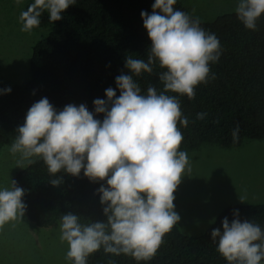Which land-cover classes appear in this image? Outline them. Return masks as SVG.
Returning a JSON list of instances; mask_svg holds the SVG:
<instances>
[{
	"label": "clouds",
	"instance_id": "obj_1",
	"mask_svg": "<svg viewBox=\"0 0 264 264\" xmlns=\"http://www.w3.org/2000/svg\"><path fill=\"white\" fill-rule=\"evenodd\" d=\"M75 2L34 0L19 15L21 31L39 27L44 11L50 21L61 20ZM175 4L176 0H155L151 14L141 12L151 40L147 62L127 56L125 66L131 75L116 77L119 96L114 89H106L107 100L93 101L95 115L85 104H69L57 112L42 98L30 107L10 146L14 156L20 155L21 168L40 157L53 175L64 170L79 176L83 169L92 181L106 180L108 187L98 190L106 222L82 225L77 215H62L60 239L68 243L66 259L74 264H87V258L101 247L106 253L148 261L181 219L174 210V193L191 168L187 152L180 150L184 137L178 123L187 127L189 120L182 116L178 98L167 93L193 99L196 86L209 77V62L219 61L221 45L214 33L200 26L198 17L192 19L174 9ZM235 11L247 29L255 30L264 14V0H239ZM157 62L166 69L159 73L163 90L149 86L147 94H142L134 76L152 73ZM3 91L8 94L11 88ZM99 114L104 116L102 121L96 118ZM206 115L197 113V119ZM239 132L236 125L233 142L238 141ZM50 182L59 185L61 180ZM23 196L24 190L14 180L11 189L0 190V228L23 217ZM234 215L237 218L231 223L223 219V232L219 228L211 232L218 252L229 264H261L264 231L253 222H241L238 210Z\"/></svg>",
	"mask_w": 264,
	"mask_h": 264
},
{
	"label": "trees",
	"instance_id": "obj_2",
	"mask_svg": "<svg viewBox=\"0 0 264 264\" xmlns=\"http://www.w3.org/2000/svg\"><path fill=\"white\" fill-rule=\"evenodd\" d=\"M32 3L34 0L24 10ZM154 3L155 0H76L55 22L44 11L41 24L34 29L50 31L34 47L30 81L20 86L0 85V151L15 140L28 110L42 98L46 97L57 112L69 104H85L95 115L93 101L107 100L106 89H114L119 96L116 77L122 73L131 75L125 66L127 56L147 62L151 40L141 12L151 14ZM174 9L189 15L180 0H176ZM256 24L255 30L247 29L237 13L222 15L211 23L201 22L206 32L219 39L221 55L219 61L209 62V77L196 86L193 99L167 93L178 98L182 116L189 120L187 127L178 123L184 137L181 151H194L206 143L236 149L246 140H264V14ZM165 70L157 62L152 73L134 76L141 93L147 94L149 86L158 92L163 90L159 73ZM9 87L11 92L5 94L3 90ZM201 112L207 113L203 120L197 119ZM96 118L102 121L104 116ZM236 125L240 127L239 139L233 142ZM58 178L59 185L50 182ZM14 181L24 190L22 202L27 218L40 228L61 224L62 215L68 213L77 215L82 225L107 221L98 192L101 186L108 187L107 182L90 180L83 169L79 176L64 170L53 175L41 158L18 172ZM236 210L241 222H253L264 231V204L233 205L201 236L184 235L176 224L148 261L106 253L101 247L87 258V264H229L218 252V242L212 241L211 232L215 228L223 232V219L227 217L231 223L237 218Z\"/></svg>",
	"mask_w": 264,
	"mask_h": 264
},
{
	"label": "rangeland",
	"instance_id": "obj_3",
	"mask_svg": "<svg viewBox=\"0 0 264 264\" xmlns=\"http://www.w3.org/2000/svg\"><path fill=\"white\" fill-rule=\"evenodd\" d=\"M31 1L0 0V85L20 86L30 81L34 47L49 34L50 28L21 31L18 18ZM180 2L193 19L211 23L236 13L239 0ZM13 141L0 151V190L11 189L16 174L29 166L17 164L20 155L9 150ZM185 152L191 171H185L174 193V210L181 217L184 235H203L230 206L264 204V140H246L236 149L206 143ZM60 235V223L43 229L24 214L0 228V264H71L66 259L69 245Z\"/></svg>",
	"mask_w": 264,
	"mask_h": 264
},
{
	"label": "crops",
	"instance_id": "obj_4",
	"mask_svg": "<svg viewBox=\"0 0 264 264\" xmlns=\"http://www.w3.org/2000/svg\"><path fill=\"white\" fill-rule=\"evenodd\" d=\"M177 226L179 227V229H180V231H181V228H180V224L179 223H177ZM182 232V231H181Z\"/></svg>",
	"mask_w": 264,
	"mask_h": 264
}]
</instances>
